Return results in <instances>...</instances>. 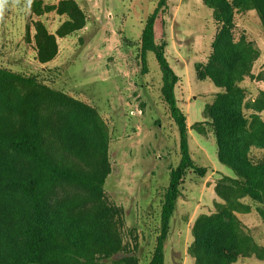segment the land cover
<instances>
[{
  "label": "rangeland",
  "instance_id": "rangeland-1",
  "mask_svg": "<svg viewBox=\"0 0 264 264\" xmlns=\"http://www.w3.org/2000/svg\"><path fill=\"white\" fill-rule=\"evenodd\" d=\"M63 2H74L85 22L65 37L58 32L75 20L77 12L72 7L59 11ZM157 2L7 0L0 15V68L89 105L107 128L110 172L103 198L117 209L115 224L122 246L131 252L125 249L103 264L151 262L161 235L169 174L180 161L178 128L161 97V69L153 52L147 55L146 74L140 60L141 32ZM212 15L204 0H168L154 27L156 42H166V57L179 77L175 94L187 118L191 156L207 168L205 177L189 173L183 182L164 239V264H195L189 254L194 223L216 212V204L222 203L216 186L232 185L235 178L218 160L216 139L204 115L219 89L197 71L209 64L219 29ZM233 33L236 40L243 38L253 58L250 73L241 83L246 92L243 111L256 113L264 121V32L257 13H236ZM49 36L55 37L52 44ZM48 51L56 55L43 63L40 56ZM253 155L261 158L264 149H254ZM241 201L252 209L248 214L237 213L244 231L264 247V221L258 212L264 207L249 196ZM235 264H264V259L253 255Z\"/></svg>",
  "mask_w": 264,
  "mask_h": 264
},
{
  "label": "trees",
  "instance_id": "trees-1",
  "mask_svg": "<svg viewBox=\"0 0 264 264\" xmlns=\"http://www.w3.org/2000/svg\"><path fill=\"white\" fill-rule=\"evenodd\" d=\"M204 5L219 26L209 64L197 69L219 89L204 115L216 139L218 160L235 178L232 185L216 186L222 203L195 221L189 254L195 264H235L253 255L264 259V247L247 235L237 216L252 210L241 201L244 196L264 207V155H253L254 149H264V121L243 111L246 92L241 83L253 58L243 38L236 40L233 33L236 13L248 11L257 13L264 32V0H204ZM167 6L168 0H158L140 38L143 72L153 52L162 73L161 97L180 138V161L169 174L161 235L149 264L165 263L164 239L186 176L203 178L207 173L191 156L187 118L175 94L179 77L166 57L167 44L156 42L155 23ZM71 7L77 16L58 32L63 37L85 24L74 2L61 3L59 11ZM54 39L49 36L48 42ZM55 53L48 51L40 59L47 63ZM35 82L0 68V264H103L126 249L115 224L117 209L103 198L110 172L107 128L94 108ZM258 212L264 221V208Z\"/></svg>",
  "mask_w": 264,
  "mask_h": 264
},
{
  "label": "clouds",
  "instance_id": "clouds-1",
  "mask_svg": "<svg viewBox=\"0 0 264 264\" xmlns=\"http://www.w3.org/2000/svg\"><path fill=\"white\" fill-rule=\"evenodd\" d=\"M7 0H0V15H2Z\"/></svg>",
  "mask_w": 264,
  "mask_h": 264
}]
</instances>
